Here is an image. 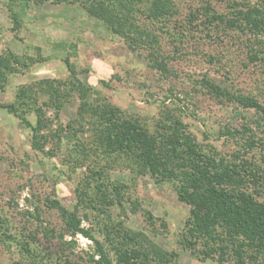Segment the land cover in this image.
Wrapping results in <instances>:
<instances>
[{
  "label": "rangeland",
  "instance_id": "374dc122",
  "mask_svg": "<svg viewBox=\"0 0 264 264\" xmlns=\"http://www.w3.org/2000/svg\"><path fill=\"white\" fill-rule=\"evenodd\" d=\"M175 1L179 13L170 28L179 34L186 31L182 23L189 13L202 5L210 4L226 13L234 2L258 0ZM186 34L176 48L170 35L163 38L162 53L168 68L164 71L152 65L148 50L130 48L78 3L0 0V58L12 53L18 60L11 62L15 70L0 77V102L16 101L19 89L30 87L42 103L50 99L45 80H80L90 89L86 99L65 83L59 117L54 109H48L55 128L77 119L82 103L110 102L150 131L165 120L168 112L179 113L204 149L231 160L237 152L246 150L242 148L246 137H230L226 129H242L246 124L256 127L259 114L216 98L201 80L208 77L234 93L255 96L264 104V44H256L250 33L230 31L226 35L214 26L207 29L201 25L197 32ZM251 52L262 54L253 61ZM208 54H215L216 60L212 62ZM71 68L76 70L74 76ZM24 107L25 115L35 123L34 109L29 104ZM85 127L78 137L67 130L61 139L51 138L46 150L53 149L54 155H49L34 149L31 129L12 111L0 107V212L8 218L13 232L34 235L29 238L35 250L28 256L19 243L0 241V264L55 262L62 249L71 255L73 264H91L94 242L78 234L64 237L73 244L61 243L62 219L46 204L48 198H58L71 209L76 204L75 189L87 168L75 162L79 156L76 143L86 142L90 147L92 140V132L88 125ZM246 157L264 165L260 148L250 150ZM112 172L125 185V209L113 207L115 219L125 220L126 225L146 233L165 250L176 252L180 264H234L232 259L220 262L183 248L180 239L190 206L178 199L173 183L158 184L149 174H138L122 164H116ZM83 222L85 227L95 228L93 232L98 235L96 213H90Z\"/></svg>",
  "mask_w": 264,
  "mask_h": 264
},
{
  "label": "trees",
  "instance_id": "16d2710c",
  "mask_svg": "<svg viewBox=\"0 0 264 264\" xmlns=\"http://www.w3.org/2000/svg\"><path fill=\"white\" fill-rule=\"evenodd\" d=\"M27 1L80 4L89 16L102 21L130 48L148 50L152 65L164 71L168 70L167 58L162 53L165 35L171 36L176 48L186 33L197 32L201 25L207 29L214 26L226 35L230 31L250 33L256 44H264V0L234 2L226 13L216 11L210 4L202 5L189 13L182 23L187 32L182 30L184 32L179 34L170 28L179 13L175 0ZM9 9L19 23L11 5ZM260 54L262 52H251L250 59L257 60ZM208 55L212 62L216 60L215 54ZM12 61L18 63L12 53L0 58V77L15 70ZM70 70L74 76L76 70ZM201 81L216 98L254 109L259 114L256 127L246 124L242 129H226L230 137H246L242 145L246 150H238L231 160L204 149L179 113L168 112L165 120L150 131L110 102L82 103L77 119L55 128L47 115L48 109H54L59 117L65 83L79 91L82 100L86 99L90 89L80 80H45L44 88L50 99L42 103L30 92V87L20 88L16 101L0 102L1 108L12 111L31 129L32 147L49 155H54L53 149L46 150L51 138L61 139L67 130L78 137V133L86 129L85 125L92 132L90 147L86 142L76 143L79 156L75 162L78 166H87L84 179L75 189L76 204L71 209L58 198L46 200L62 219L61 243L73 244L66 242L65 236L74 238L82 234L90 238L95 249L89 260L91 264H180L176 252L165 250L146 233L113 217V207L125 209L122 188L125 185L118 182L112 172L116 164H122L138 174H149L158 184L173 183L178 199L190 206L180 239L184 249L199 251L203 258H216L220 262L232 259L234 264H264V165L246 157L253 149L260 148L264 153V104L255 96L234 93L208 77ZM26 104L34 109L35 123L25 115ZM90 213H96L98 235L93 232L95 228L83 225ZM148 218L153 216L148 214ZM29 237L34 235L29 234ZM29 237L23 232H13L8 218L0 212V241L19 243L28 256H33L35 250ZM54 261L36 264H73L71 255L64 249Z\"/></svg>",
  "mask_w": 264,
  "mask_h": 264
}]
</instances>
